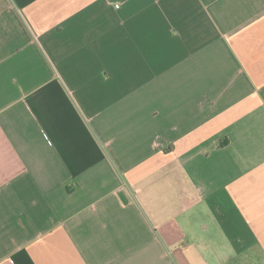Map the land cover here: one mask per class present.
I'll return each instance as SVG.
<instances>
[{
    "label": "crops",
    "instance_id": "obj_1",
    "mask_svg": "<svg viewBox=\"0 0 264 264\" xmlns=\"http://www.w3.org/2000/svg\"><path fill=\"white\" fill-rule=\"evenodd\" d=\"M0 264H264V0H0Z\"/></svg>",
    "mask_w": 264,
    "mask_h": 264
},
{
    "label": "built area",
    "instance_id": "obj_2",
    "mask_svg": "<svg viewBox=\"0 0 264 264\" xmlns=\"http://www.w3.org/2000/svg\"><path fill=\"white\" fill-rule=\"evenodd\" d=\"M117 8H119V5H116Z\"/></svg>",
    "mask_w": 264,
    "mask_h": 264
}]
</instances>
